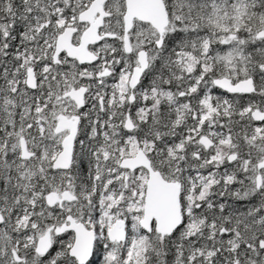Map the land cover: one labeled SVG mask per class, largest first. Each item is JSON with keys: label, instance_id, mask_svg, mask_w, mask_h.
<instances>
[{"label": "snow or ice", "instance_id": "6c2138e0", "mask_svg": "<svg viewBox=\"0 0 264 264\" xmlns=\"http://www.w3.org/2000/svg\"><path fill=\"white\" fill-rule=\"evenodd\" d=\"M0 264H264V0H0Z\"/></svg>", "mask_w": 264, "mask_h": 264}]
</instances>
